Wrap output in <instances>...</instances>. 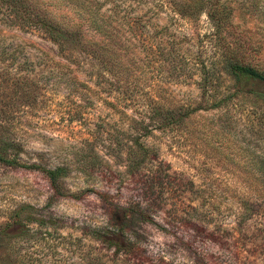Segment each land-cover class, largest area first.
<instances>
[{"label":"rangeland","instance_id":"374dc122","mask_svg":"<svg viewBox=\"0 0 264 264\" xmlns=\"http://www.w3.org/2000/svg\"><path fill=\"white\" fill-rule=\"evenodd\" d=\"M33 1L55 13L83 3L84 18L97 6L131 50L119 60L60 52L0 0V135L22 144L21 162L67 170L57 191L39 169L0 163V224L22 205L53 223L0 246V264H133L89 233L106 226L109 203L152 220L133 223L135 264H264V188L250 178L262 175L264 101L212 107L234 91L230 49L264 67V14L252 8L264 0H227L221 30L157 0Z\"/></svg>","mask_w":264,"mask_h":264},{"label":"trees","instance_id":"16d2710c","mask_svg":"<svg viewBox=\"0 0 264 264\" xmlns=\"http://www.w3.org/2000/svg\"><path fill=\"white\" fill-rule=\"evenodd\" d=\"M166 2L171 6V9L180 14H187L188 10H190L189 14L205 12L207 17L219 30L227 27L234 9L227 0H157V5L161 7ZM8 3L11 4V9H13V14L8 16L11 21L16 23V19H20L18 23L21 25H37L42 29L46 37L57 45L60 52L70 49L71 51H88L92 55H96L95 48H98L103 50L101 53L103 59L109 58L108 60H112L111 58H113L114 60H119V57L126 56L131 50L125 43H120L125 42L127 39L122 37L121 40L118 34L120 32L119 29L112 26L113 20L109 16L105 17L103 13H100L97 6L96 9H92L90 14L84 18L78 13V9L86 5L76 1H69L71 7H68V11L64 13L48 11L46 7H40L33 0H8ZM255 7L254 5L252 6L253 9H258L260 13L264 14V6ZM20 9H23V12L19 15ZM90 33L91 36H88ZM117 38L119 42L116 41ZM133 38L136 40L135 37ZM149 48H151L150 43ZM123 49L124 51H121ZM116 50H119L120 54ZM245 50L240 51L239 47L236 46L230 49V53L224 57L225 62L223 66L234 81V91L231 94L221 96L218 100H214L212 107L226 105L231 99L239 96L264 101V67H261L259 64L246 62ZM132 56L133 58L131 60L135 59L134 55ZM199 107L191 110L184 109L180 111L181 113H175L172 110L168 113L164 121L168 124L183 122L185 118L191 117L193 113L199 111ZM4 130L7 134L8 129L6 128ZM2 136L1 134V164L13 167L22 166L28 169H39L48 178L50 186L54 190L59 191V181L66 176L67 170L65 167L56 166L54 168H44L38 164L21 162L19 155L22 144L8 138H3ZM256 162L262 168V175L254 176L252 174L250 178L257 181L258 184L261 183L264 188V152L258 155ZM109 207L108 223L106 226L94 228L89 233L93 239L100 241L106 249H112L113 254L128 257L131 263L133 261V264H135L134 259L138 254V244L133 223L138 217L148 222L152 220L144 210L112 203H109ZM32 223H35L39 227H52L53 225V223H48L43 217L36 216L33 207L22 205L13 211L7 221L0 224V246L3 248L9 247V249L13 248V242L17 243L29 237L31 233H35L31 232L30 224Z\"/></svg>","mask_w":264,"mask_h":264}]
</instances>
